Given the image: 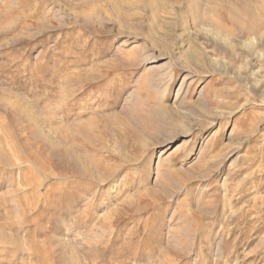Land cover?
Wrapping results in <instances>:
<instances>
[{
    "label": "rangeland",
    "instance_id": "obj_1",
    "mask_svg": "<svg viewBox=\"0 0 264 264\" xmlns=\"http://www.w3.org/2000/svg\"><path fill=\"white\" fill-rule=\"evenodd\" d=\"M0 264H264V0H0Z\"/></svg>",
    "mask_w": 264,
    "mask_h": 264
},
{
    "label": "bare ground",
    "instance_id": "obj_2",
    "mask_svg": "<svg viewBox=\"0 0 264 264\" xmlns=\"http://www.w3.org/2000/svg\"><path fill=\"white\" fill-rule=\"evenodd\" d=\"M17 108V107H16ZM85 141V140H84ZM35 152V151H34ZM77 162H78V158H77V160H76ZM83 162V161H82ZM77 165V172H78V174L81 176V175H83V176H87V177H91V171L89 170V169H86V167H84L83 166V164H81V163H79V165H78V163L76 164ZM61 174V173H60ZM102 174V173H101ZM108 176V175H107ZM98 177V176H97ZM100 180V179H99ZM101 182V181H100Z\"/></svg>",
    "mask_w": 264,
    "mask_h": 264
}]
</instances>
